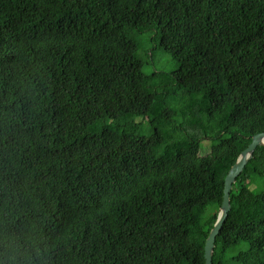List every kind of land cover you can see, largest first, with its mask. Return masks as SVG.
Returning a JSON list of instances; mask_svg holds the SVG:
<instances>
[{
  "label": "trees",
  "instance_id": "16d2710c",
  "mask_svg": "<svg viewBox=\"0 0 264 264\" xmlns=\"http://www.w3.org/2000/svg\"><path fill=\"white\" fill-rule=\"evenodd\" d=\"M145 32L177 72H144ZM263 132L264 0H0V264H205ZM263 183L259 147L212 264H264Z\"/></svg>",
  "mask_w": 264,
  "mask_h": 264
},
{
  "label": "rangeland",
  "instance_id": "374dc122",
  "mask_svg": "<svg viewBox=\"0 0 264 264\" xmlns=\"http://www.w3.org/2000/svg\"><path fill=\"white\" fill-rule=\"evenodd\" d=\"M153 33L152 32H145L137 37L138 44L141 46L140 53L144 59V62L146 63L144 67V72L146 74H151L154 71L158 72H167V73H175L179 70L178 63L172 59L170 55L165 53L162 49L156 46V43L152 40ZM147 52L149 54V57L146 58L143 54ZM181 100V99H180ZM179 100V104H180ZM131 122L138 126L137 133L139 135H145L147 136L150 132V128L148 126L147 120L141 117H137L131 120ZM164 121H162V124L160 125L161 132L168 138H172L174 136V132L171 130V127ZM103 129V123H98L95 127L90 129L91 133H100ZM217 138L213 139H201L199 140L198 145V153L200 157H206L210 155L213 146H215L218 143ZM250 181L255 183L258 181V177L255 175L250 176ZM264 184V183H263ZM251 189L254 192H259L261 189H264V185L258 184V185H252ZM211 212V209L209 210ZM236 251L239 250V248L235 249Z\"/></svg>",
  "mask_w": 264,
  "mask_h": 264
},
{
  "label": "water",
  "instance_id": "95a60500",
  "mask_svg": "<svg viewBox=\"0 0 264 264\" xmlns=\"http://www.w3.org/2000/svg\"><path fill=\"white\" fill-rule=\"evenodd\" d=\"M259 147H264V132L252 137L250 144L240 154L225 178L223 202L219 209L216 223L208 236L204 248L205 264L213 263L216 238L220 234L231 210L230 193L233 185L236 183L237 178L241 175L246 165L253 159L255 151Z\"/></svg>",
  "mask_w": 264,
  "mask_h": 264
}]
</instances>
